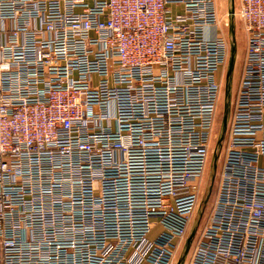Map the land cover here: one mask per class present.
I'll use <instances>...</instances> for the list:
<instances>
[{
	"label": "built area",
	"instance_id": "built-area-1",
	"mask_svg": "<svg viewBox=\"0 0 264 264\" xmlns=\"http://www.w3.org/2000/svg\"><path fill=\"white\" fill-rule=\"evenodd\" d=\"M237 3L245 51L188 264H264V0ZM220 23L215 0H0V264H185Z\"/></svg>",
	"mask_w": 264,
	"mask_h": 264
},
{
	"label": "rangeland",
	"instance_id": "rangeland-1",
	"mask_svg": "<svg viewBox=\"0 0 264 264\" xmlns=\"http://www.w3.org/2000/svg\"><path fill=\"white\" fill-rule=\"evenodd\" d=\"M216 4V10L218 13L219 18L221 19L220 23V30L221 34L224 37H228V27L232 23L233 28L236 31V37H237V47L240 54H242V51H245V34H244V28L240 20H237V18H234V20L228 19L227 14L231 6V0H215ZM234 4V10H237L238 3L237 0H233ZM244 54V53H243ZM243 60V56H242ZM241 60V65H242ZM241 70V66H240ZM239 74L234 77L232 80L228 81V96L225 98V87L222 89V92L219 97V103L217 106V113L215 116V122L214 127L212 131L211 141H210V147L208 152V158H207V164L205 168L204 177L202 179V191L200 190V194L198 197L199 205L197 209L194 211L193 215V221L192 225H190L188 229V234L186 237V240L181 243L178 247L177 252H175L174 255V261L176 262H185V264L189 263L191 252L193 249L194 241L196 242V239L201 234V230L203 227V224L207 220L208 215L211 214V208L215 202L216 199V186H217V178L219 176V173L221 171V165L222 160L224 157V149L225 143L223 142V136L225 129L223 131L222 129V118L228 117V111H229V100L231 99L233 101L235 90L239 81ZM229 99V100H227ZM226 106L224 107V104L226 103ZM225 110V113H224ZM216 161V162H215ZM214 165L216 168L214 169ZM216 178V180H215ZM189 244H187V240H189ZM175 264V263H174Z\"/></svg>",
	"mask_w": 264,
	"mask_h": 264
},
{
	"label": "water",
	"instance_id": "water-1",
	"mask_svg": "<svg viewBox=\"0 0 264 264\" xmlns=\"http://www.w3.org/2000/svg\"><path fill=\"white\" fill-rule=\"evenodd\" d=\"M233 11H234V4H233V0H231V6H230V9L228 11V16H229L228 19H230V21L232 19ZM232 30H233V24L231 23L229 25V27H228V33H230L231 38H230L228 69H227V74H226V85H225V92H224L225 98H227V96H228V91H229L228 90V88H229L228 87V81H229L228 76H229V73L231 71V68H232V65H233V61H234V58H235V53H236V43H235V40L233 38V32H232ZM226 104H227V101L224 104V107L226 106ZM224 113H225V110H224ZM225 126H226V118L223 117L222 118V129H223V131L225 129ZM189 241H190V238H189V240H187V244H189Z\"/></svg>",
	"mask_w": 264,
	"mask_h": 264
},
{
	"label": "flooded vegetation",
	"instance_id": "flooded-vegetation-1",
	"mask_svg": "<svg viewBox=\"0 0 264 264\" xmlns=\"http://www.w3.org/2000/svg\"><path fill=\"white\" fill-rule=\"evenodd\" d=\"M232 32H233V38H234L235 43H236V53H235V58L233 61L231 71H230L229 76H228L229 80H232L234 77H236L239 74V70H240V66H241V60H242L241 59L242 55L238 51L236 34H235L234 28H233ZM228 35H229L228 38H229V44H230L231 35H230V33H228Z\"/></svg>",
	"mask_w": 264,
	"mask_h": 264
},
{
	"label": "crops",
	"instance_id": "crops-1",
	"mask_svg": "<svg viewBox=\"0 0 264 264\" xmlns=\"http://www.w3.org/2000/svg\"><path fill=\"white\" fill-rule=\"evenodd\" d=\"M232 20H234V18H232ZM235 32H236V31H235ZM235 34H236V33H235ZM227 38H228V37H227ZM228 39H229V38H228ZM236 40H237V37H236ZM243 53H244V52L242 51V54H241L242 56H243ZM242 56H241V57H242ZM241 59H242V58H241Z\"/></svg>",
	"mask_w": 264,
	"mask_h": 264
}]
</instances>
